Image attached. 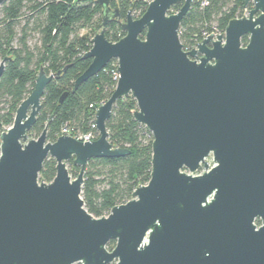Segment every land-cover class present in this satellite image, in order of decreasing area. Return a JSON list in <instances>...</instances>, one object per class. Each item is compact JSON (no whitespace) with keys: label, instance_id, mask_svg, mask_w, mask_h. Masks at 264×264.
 I'll use <instances>...</instances> for the list:
<instances>
[{"label":"water","instance_id":"95a60500","mask_svg":"<svg viewBox=\"0 0 264 264\" xmlns=\"http://www.w3.org/2000/svg\"><path fill=\"white\" fill-rule=\"evenodd\" d=\"M112 1L96 0L101 29L71 90L117 61L115 88L94 111L98 137L47 141V124L28 136L46 85L69 65L49 75L40 66L0 133V264H264V0H245L247 15L189 51L178 30L192 0H151L138 18L130 10L122 18ZM112 20L125 32L117 41L104 32ZM128 95L133 119L152 135L150 177L127 202L94 217L82 199L86 164L130 153L113 146L106 129ZM48 156L55 175L45 182L39 172Z\"/></svg>","mask_w":264,"mask_h":264},{"label":"trees","instance_id":"16d2710c","mask_svg":"<svg viewBox=\"0 0 264 264\" xmlns=\"http://www.w3.org/2000/svg\"><path fill=\"white\" fill-rule=\"evenodd\" d=\"M245 0H192L191 7L179 26L183 45L191 46L203 32L223 31L231 18L244 12ZM121 17L128 10L133 18L145 11L147 0H113ZM181 6L177 3L172 10ZM251 3L246 7H251ZM101 7L96 0H6L0 6V58L6 60L0 77V122L3 130L13 123L16 108L34 87L40 66L54 74L69 67L45 87L41 107L29 137H37L47 124V141H55L61 127L67 124L73 133L90 129L94 108L106 101L115 88L111 59L96 75L72 92L74 80L87 68L89 58L83 54L91 47L92 36L101 29ZM84 31V33H82ZM106 38L117 41L124 35L120 21L112 20L104 29ZM246 37L242 42L246 43ZM68 92L60 102V96ZM136 102L130 95L118 99L106 122L108 140L130 153L114 158L90 159L85 168L82 199L94 217L108 214L110 209L127 202L138 186L147 183L151 171L152 138L143 125L133 119ZM74 177L78 167L67 161ZM55 175V160L47 157L39 172V180L50 182ZM114 246L110 240L107 248ZM80 264V263H75Z\"/></svg>","mask_w":264,"mask_h":264},{"label":"built area","instance_id":"2783aa9c","mask_svg":"<svg viewBox=\"0 0 264 264\" xmlns=\"http://www.w3.org/2000/svg\"><path fill=\"white\" fill-rule=\"evenodd\" d=\"M151 0H147V3H149ZM249 7H245L244 8V12L242 13V15H247V11H248ZM241 15V16H242ZM240 17V16H239ZM224 32L223 31H212L210 33H214V34H217V33H222ZM209 33L207 32H203L202 34V38L206 37ZM201 38V39H202ZM200 39V40H201ZM198 40V41H200ZM196 41L194 44H192L191 46H185L183 45V49L186 50V51H189L192 49V47L194 48L195 47V44L198 42ZM117 61H116V68L115 69H112V75H113V79L117 82V79H118V72H117ZM104 101L100 102L98 105H100L101 103H103ZM97 105V106H98ZM97 106L94 108V111L95 109L97 108ZM142 125V124H141ZM143 127L146 129V131L148 132L147 136L151 137L152 138V135L150 133V131L143 125ZM60 135H72L74 136L75 138L81 140V141H91V140H94L98 137V131L96 129V125H95V119H94V114H93V118L90 120V129L86 132H81V133H73L72 130L70 129V127L67 125V124H64L62 127H61V130H60ZM208 163L210 164V166L212 165V162H211V159H208ZM204 169L203 167L201 168L200 172H202ZM107 214L103 215V216H106Z\"/></svg>","mask_w":264,"mask_h":264},{"label":"flooded vegetation","instance_id":"af4514ba","mask_svg":"<svg viewBox=\"0 0 264 264\" xmlns=\"http://www.w3.org/2000/svg\"><path fill=\"white\" fill-rule=\"evenodd\" d=\"M248 4H250V3H248ZM254 223L256 224V227H258L260 225V220L259 219H255Z\"/></svg>","mask_w":264,"mask_h":264},{"label":"rangeland","instance_id":"374dc122","mask_svg":"<svg viewBox=\"0 0 264 264\" xmlns=\"http://www.w3.org/2000/svg\"><path fill=\"white\" fill-rule=\"evenodd\" d=\"M177 10H171L170 12L173 13V12H176ZM82 33H84V31H82ZM0 61H1V58H0ZM2 104H0V107H1ZM72 176V175H71ZM73 177V176H72ZM75 177V176H74Z\"/></svg>","mask_w":264,"mask_h":264}]
</instances>
